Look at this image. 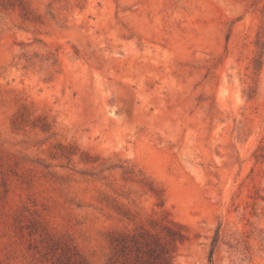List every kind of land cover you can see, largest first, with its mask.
Returning a JSON list of instances; mask_svg holds the SVG:
<instances>
[{"label":"rangeland","instance_id":"rangeland-1","mask_svg":"<svg viewBox=\"0 0 264 264\" xmlns=\"http://www.w3.org/2000/svg\"><path fill=\"white\" fill-rule=\"evenodd\" d=\"M142 228L264 264V0H0V264Z\"/></svg>","mask_w":264,"mask_h":264},{"label":"trees","instance_id":"trees-1","mask_svg":"<svg viewBox=\"0 0 264 264\" xmlns=\"http://www.w3.org/2000/svg\"><path fill=\"white\" fill-rule=\"evenodd\" d=\"M181 237L171 228H167V235L145 228L132 234L122 233L113 242V255L107 264H174L173 243Z\"/></svg>","mask_w":264,"mask_h":264}]
</instances>
